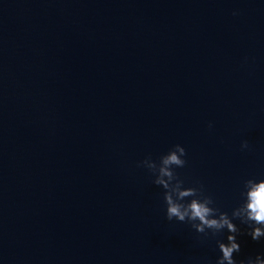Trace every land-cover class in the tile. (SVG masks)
Returning <instances> with one entry per match:
<instances>
[{
	"label": "water",
	"instance_id": "water-1",
	"mask_svg": "<svg viewBox=\"0 0 264 264\" xmlns=\"http://www.w3.org/2000/svg\"><path fill=\"white\" fill-rule=\"evenodd\" d=\"M176 144L230 217L264 178V0H0V264H216L139 163Z\"/></svg>",
	"mask_w": 264,
	"mask_h": 264
},
{
	"label": "clouds",
	"instance_id": "clouds-1",
	"mask_svg": "<svg viewBox=\"0 0 264 264\" xmlns=\"http://www.w3.org/2000/svg\"><path fill=\"white\" fill-rule=\"evenodd\" d=\"M249 147V142L243 140L241 148ZM187 155L185 148L176 144L166 154L159 158V163L150 156L139 162L154 175L153 183L162 186L164 201L166 205V218L171 221L174 218L180 222H190L191 226L198 232L208 235L211 230L215 235L223 229L228 230L227 243L217 241L222 255L217 258L216 264H237L233 257L234 252L240 251V244L237 242L236 234L239 229L233 222L238 218L241 223L249 224V235L253 240L264 237V178H249L244 182L246 198L240 206L233 209L231 217L227 212L220 211L213 207L212 196L206 195L203 185L199 187H184V181L179 178L175 168H182L187 163L184 158ZM199 183V182H197ZM191 197L190 200L186 199ZM239 264H245L240 260ZM246 264H264V258L257 255L253 260L249 258Z\"/></svg>",
	"mask_w": 264,
	"mask_h": 264
}]
</instances>
